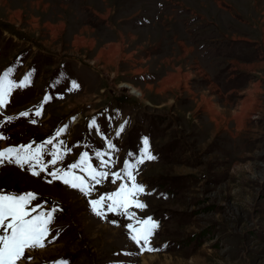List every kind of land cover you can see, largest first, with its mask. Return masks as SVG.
Here are the masks:
<instances>
[{"label":"rangeland","instance_id":"1","mask_svg":"<svg viewBox=\"0 0 264 264\" xmlns=\"http://www.w3.org/2000/svg\"><path fill=\"white\" fill-rule=\"evenodd\" d=\"M156 9L162 13L152 23ZM144 15L152 24L136 26ZM0 27L6 30H0V76L11 69L9 78L19 83L31 73L30 83L14 90L20 91L11 98L17 107L0 108L2 128L16 110L40 102L41 88L53 76L59 77L55 84L68 75L86 80H79L77 94L48 87L42 118L34 116L42 125L27 127L33 141L51 135L56 122L69 123L68 115L87 114V102L93 110L105 100L114 107L108 97L117 93L105 81L124 96L122 109L132 103L123 113L126 120L102 116L100 133L112 131L119 158L144 133L155 157L137 171L147 184L138 198L146 207L129 209L137 219L151 217L158 224L150 241L156 250L144 252L129 239L126 226H139L134 220L120 213L111 218V212L99 219L84 196L50 178L49 170L34 176L27 167L0 164L1 189L32 192V204L55 209L44 247L27 250L17 264H264V0H0ZM183 29L194 31V38ZM216 31L217 43H211L207 35ZM226 38L248 40L257 57L227 59L218 43ZM248 48L241 42L235 56ZM137 56L136 63L122 60ZM71 57L93 66L77 69ZM144 71L160 81L151 87L124 79ZM27 112L32 118L31 108ZM68 128L75 143L87 126L78 121ZM20 129L8 130V138L21 135L10 143L30 134ZM74 173L81 176L80 169ZM90 184L100 192L96 199L110 188Z\"/></svg>","mask_w":264,"mask_h":264},{"label":"snow or ice","instance_id":"2","mask_svg":"<svg viewBox=\"0 0 264 264\" xmlns=\"http://www.w3.org/2000/svg\"><path fill=\"white\" fill-rule=\"evenodd\" d=\"M11 71L12 70L9 69L0 76V108L6 105L8 97L14 89H22L30 83L31 73L26 74L19 83H16L9 78ZM72 87L77 88L78 85L73 82ZM48 99V96L44 97L45 102H47ZM35 114L38 116L40 112L37 111ZM28 115L29 113L27 111L20 113L22 117H27ZM32 122L34 123L35 121ZM89 127H96V121L94 119ZM122 130L123 125H121L120 130L117 131V136L120 135V131ZM63 131V128L59 129L56 132V136H60ZM97 131H99L98 128ZM2 138L3 137H0V139ZM45 143L51 144L52 140H48ZM43 148V144L37 145L35 148L30 144L20 147L5 148L0 150V164L7 161L10 164L14 163L21 169L27 165L31 174L37 176L41 172H44L47 167L42 159ZM107 148L111 151H115V146L110 142L107 144ZM111 151L106 153L97 151L95 153L97 158H101V169H107L110 166ZM105 155L109 157L108 160L102 159ZM51 156L52 159L49 163L53 165L62 158L58 146L54 145ZM153 159H155V157L149 151L148 139L144 138L140 156L136 158L135 163H130L128 160H125L121 172L109 173L106 170H97V168H94L91 163H89L88 153L84 152L81 153L77 162L68 165L67 170L57 169L56 171L50 172L49 175H51L53 179L62 180L65 185L73 189H78L85 196L90 195L93 185L87 183L84 177L76 175L73 171L74 169H80V171L86 173L89 179L95 184L102 183L109 175L112 177V183H116V181L123 180V178L126 177L128 183L121 182L115 191L101 195L99 199L90 200L89 204L94 214L103 218L105 215L102 210L104 202L109 201L107 204L108 212L120 213L129 220H134L136 224L139 225L138 227H134L132 223H129L126 227L128 229L129 239L140 248V251H155L156 249L151 247L150 241L155 229L158 227L157 222L151 217L137 219L135 212L129 211V209L133 207L138 209L146 207V205L138 199L139 195L143 194L145 189L143 185L136 182L134 170L145 160ZM37 168H39V171L36 170ZM35 199L36 194L32 192L23 194H5L0 192V233H2L0 234V264H17L18 261L25 257V250L44 247V241L50 233L49 225L54 219L53 213L55 209L47 213L39 212L33 215L37 209L29 208L28 206L31 201ZM56 264H67V261H57Z\"/></svg>","mask_w":264,"mask_h":264},{"label":"crops","instance_id":"3","mask_svg":"<svg viewBox=\"0 0 264 264\" xmlns=\"http://www.w3.org/2000/svg\"><path fill=\"white\" fill-rule=\"evenodd\" d=\"M235 40H242V41H246L247 43H249L250 44V42H248V40H246V39H244V38H239V39H235ZM250 46H251V44H250ZM249 50H251V52H250V54L249 55H246V54H243V56H240L239 57V59H249V60H251V59H253V58H255V57H257V55H256V52L254 51V53H253V51H252V49H251V47H249ZM235 55H231V56H228V58L227 59H234V58H237V57H234ZM242 57H244V58H242ZM225 62V61H224ZM197 64H198V67L202 70V68L200 67V65H199V63L197 62ZM225 64V72H227V68H228V66H227V64H226V62L224 63ZM135 71H137V70H135ZM202 72L204 73V71L202 70ZM134 74V73H133ZM138 74V73H137ZM204 76L206 77V74L204 73ZM160 79V78H159ZM164 79V78H163ZM163 79H162V81H163ZM232 78L230 77L229 78V80H231ZM186 80H189V81H192V79H186ZM160 81V80H159ZM158 82V81H157ZM193 82V81H192ZM224 82L225 83H228L229 81H228V76H227V73L225 74V78H224ZM213 85H215L213 82H211ZM211 83H209V84H211ZM152 83H144V85L143 86H151V87H153V85H151ZM216 86V85H215ZM235 86V85H234ZM234 86H232V87H234ZM138 87H141V86H138ZM217 87V86H216ZM232 90H230V92H231ZM249 105H247V107H248Z\"/></svg>","mask_w":264,"mask_h":264},{"label":"bare ground","instance_id":"4","mask_svg":"<svg viewBox=\"0 0 264 264\" xmlns=\"http://www.w3.org/2000/svg\"><path fill=\"white\" fill-rule=\"evenodd\" d=\"M146 89H147V90H150V88H146ZM134 92H137V93H139L140 96H143V94H141L142 92H141L139 89H138V91H135V90H134Z\"/></svg>","mask_w":264,"mask_h":264}]
</instances>
